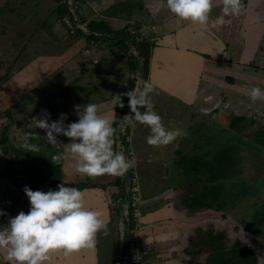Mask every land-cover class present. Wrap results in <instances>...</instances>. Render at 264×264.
<instances>
[{
	"label": "crops",
	"instance_id": "0c3cea01",
	"mask_svg": "<svg viewBox=\"0 0 264 264\" xmlns=\"http://www.w3.org/2000/svg\"><path fill=\"white\" fill-rule=\"evenodd\" d=\"M74 2L79 22L98 33V38L82 36L72 30V21L64 8L53 13L54 24L49 22L47 31L38 33L36 44L33 42L30 46L34 51L29 49L27 55H20L15 69L16 82L27 83L28 90L35 97L39 96L36 100L33 98V108L37 101L45 104L38 106L33 118L47 117L51 123L59 121L63 114L67 126L79 119L75 106L94 103L99 114L111 120L115 127L127 112L129 98L125 93L135 87L137 63L131 52H139L146 60L144 47L150 45L146 80L153 85L150 97L154 110L167 129L186 131L187 136L177 138L167 146L154 147L146 142L150 134L148 127L132 121L127 129L125 145L129 159L134 158L133 168L139 180L145 183L140 187L144 210L140 239L149 254L142 264H264V239L263 244L259 243L258 233L231 216L241 203H250L242 201L232 205L228 215L209 210L211 204L203 203L195 211L194 205L191 203L188 207L187 203L191 199L196 173L203 172L206 167L200 166L199 172L192 170L189 159L193 156L192 148H197L193 142L189 143L192 133L210 136L211 132H206L205 127L211 125L226 131L231 129L233 133H238L237 129L241 127L245 134H252V125L263 128L264 99L252 101L249 92L254 85L264 89V0H242V13L224 17L223 25L215 23L223 14L221 7L214 6L206 26L177 19L166 7H160L161 0ZM61 14L62 21L58 24L57 17ZM64 17L71 27L64 22ZM33 37L23 42L24 45L28 47ZM132 74L136 76L134 79ZM52 80L58 87L53 96L48 97V91L40 85ZM44 91H47V103L42 98ZM116 96L121 97L124 108L112 104L114 99L119 103ZM42 109L44 112L41 113ZM123 110L125 112L119 116ZM144 110L140 109L141 112ZM37 113L43 115L37 116ZM253 119H257L254 124L251 123ZM45 133L43 130L40 141L34 140V143L48 145ZM57 140L63 144L71 142L63 135L57 136ZM205 148H199L202 156L207 154L202 152ZM180 150L187 153L179 154ZM57 153H64L62 170L61 166L58 168L50 162L46 176L48 189L58 190L61 183L79 188L87 206L101 213L108 234L99 232L93 248H82L69 255L53 252L47 264H110L105 253L100 256V235L107 245L109 238L116 236L119 252L120 214L111 210L117 211L116 203L121 200V177L108 175L110 179L103 183L101 176L89 178L78 174L74 169L75 161L64 145L55 148L54 154ZM172 159L174 171L168 167ZM56 167L61 175L63 172L60 180L55 178ZM203 177L197 180L201 182ZM85 184L89 186L83 187ZM250 189L247 196L253 194ZM203 223L210 224L221 234L213 236L209 231L198 236ZM226 231L231 239L237 236L247 239L248 248L240 246L242 241L238 239L231 248H225L219 242ZM206 237L211 241L204 243ZM213 243L218 248V259ZM118 254L114 252V264H118ZM231 257H235L236 262Z\"/></svg>",
	"mask_w": 264,
	"mask_h": 264
},
{
	"label": "clouds",
	"instance_id": "9594fccd",
	"mask_svg": "<svg viewBox=\"0 0 264 264\" xmlns=\"http://www.w3.org/2000/svg\"><path fill=\"white\" fill-rule=\"evenodd\" d=\"M214 6L221 7L222 17L215 23L223 25L224 17L239 16L244 8L242 0H161L160 7L172 13L177 19L206 26ZM154 91L150 80L143 82V88L134 89L128 96V107L133 115H126L129 122L135 121L150 129L147 143L154 147L167 146L177 138L187 136L186 131L167 129L161 116L154 110L150 94ZM252 101L264 99V89L252 86L249 92ZM112 104L124 108L120 96ZM141 108L145 110L140 111ZM78 121L65 126L64 115L59 121L49 123L48 118H33L29 126L43 129L48 142L56 148L65 146L75 161L74 169L78 174L95 178L102 175L124 176L135 165L134 158L129 159L120 151L114 150L116 128L113 122L99 114L94 103L75 106ZM135 126V124H133ZM58 135L68 137L71 142L63 144ZM38 133L28 131L22 143L17 147L25 152H38L37 144L30 143L39 138ZM64 159V153L51 157L58 165ZM24 192L29 199L27 213L21 211L10 218L6 226L0 228V252L6 264H47L53 252L62 251L72 254L82 248H93L97 234H108L107 223L99 211L90 209L83 192L77 187H66L63 183L58 190L47 192L25 186ZM5 215L0 211V216Z\"/></svg>",
	"mask_w": 264,
	"mask_h": 264
},
{
	"label": "rangeland",
	"instance_id": "374dc122",
	"mask_svg": "<svg viewBox=\"0 0 264 264\" xmlns=\"http://www.w3.org/2000/svg\"><path fill=\"white\" fill-rule=\"evenodd\" d=\"M62 3V5H61ZM63 2L61 0H0V22L3 23V27L9 30L10 37L14 40V44L8 45V49L11 48L15 50V57L18 55H22L30 52V50L34 51L31 45L36 44L37 39L39 37L38 33H42L47 31V27H49V22H53V13L60 12L61 8H63ZM3 15V16H2ZM62 14L57 17V23H61ZM52 18V19H51ZM54 24V22H53ZM6 31V30H5ZM34 36L33 39L28 44V47L25 46L23 42L28 41V38ZM33 42H35L33 44ZM41 47V46H40ZM28 48V49H27ZM18 49L20 53L18 52ZM27 49V50H26ZM30 49V50H29ZM26 54V55H27ZM25 58H28L25 57ZM12 61V60H11ZM6 63L0 66L1 74L5 75ZM18 65V61L15 63V69ZM16 71V70H15ZM138 75V73H137ZM9 78H5L0 85H2V92H0V100H10L15 103V118L24 117L29 114L27 107V97L29 94H32V91L28 90L26 87L27 83L20 84L15 81V86L12 85V80H8ZM42 88L48 91V97L53 96L56 82L52 80L50 83L41 84ZM39 86V87H40ZM14 87L15 89L20 88L19 93L8 88ZM38 87V88H39ZM58 87V86H57ZM5 89V90H4ZM47 91L42 93V98L45 100ZM17 93V94H16ZM15 94V95H13ZM30 98L34 97V94L29 96ZM39 97V96H38ZM36 100V98H35ZM51 103L50 105H52ZM35 107H31L30 112H34L32 110H38L39 107L45 105L42 101H37ZM39 106V107H38ZM42 109L41 113L44 112ZM48 110V109H47ZM41 113H37V116H42ZM18 116V117H17ZM134 116V114H133ZM257 119H253L251 123H256ZM17 122H21L20 120H16ZM131 124V122H130ZM129 124V126H130ZM250 125V122L247 126ZM263 126L264 128V124ZM28 128L27 125H21L20 130L18 131L19 138L21 142H23L24 130ZM32 128V127H31ZM206 132H211V135L204 136L198 135L196 133H192L190 135L189 143L196 145L197 148H192V155L190 156L189 162L192 166V170L194 172H199V167L204 165V171L200 173H196V177L202 178L201 182H205L204 185L201 184L197 179L194 181L192 185L191 191V199L187 201L188 207L192 203L194 205V210L197 211L199 205L206 204L211 207L209 210H214L216 212L222 211L224 215H228L231 212L232 205L240 204L242 201H246L250 203V205H244L241 203L238 207V210L235 211L233 215H231L238 223H241L245 227H249L254 232L259 233V243L263 244L264 239V129L262 127L256 128L254 125L251 126L252 134L242 133L243 128L239 127L238 133H233L230 130L226 131L220 127L215 128L214 125L206 126ZM248 129V127H245ZM36 132V131H35ZM254 139V140H253ZM35 140V139H33ZM38 139H36L37 142ZM62 142V141H60ZM251 145L252 148H251ZM62 146V145H61ZM183 146L187 147V144H183ZM205 149L209 151H202L207 153L206 156H202L199 148ZM55 148L52 145L48 144L45 147V152L50 154L51 157L55 155ZM117 151V149H116ZM179 154L187 153L186 150H180ZM44 153L38 152V158ZM248 154L250 156L248 157ZM33 156V154H30ZM185 158V157H184ZM183 158V160H184ZM174 159H172L173 161ZM49 159H47V162ZM173 162L168 164L170 170L174 171ZM38 166L39 163H36ZM195 164H197L195 166ZM43 168L47 167V163H43ZM175 165V163H174ZM216 173V174H215ZM174 172V176H175ZM63 175V172H62ZM61 172L55 173V178L60 180L62 178ZM109 176L107 174L101 176V180L103 183L108 181ZM174 178V177H173ZM220 178L222 180H226L224 185L223 181L220 182ZM70 181V178H68ZM110 179V178H109ZM56 180H53L55 182ZM96 181V179H94ZM228 184V187H226ZM139 185L144 186V180H139ZM219 185V189H214L215 186ZM109 185L107 189H109ZM211 187V188H210ZM229 188V190H226ZM253 194L251 196H247L248 192L252 191ZM212 189V194H211ZM24 192V190H21ZM246 194V196H245ZM214 195L216 198L213 199ZM198 205V206H196ZM119 209V206H117ZM205 207V206H204ZM213 207V208H212ZM114 214H119L120 211H113ZM213 215H217V213H213ZM116 227V223L114 225ZM118 229V225H117ZM200 232L197 233L198 236L205 235L207 232H212V235L221 234V232H217L213 229L210 224L203 223V225L199 228ZM259 230V231H257ZM255 234V233H254ZM258 236V234H255ZM235 238H230L229 231L223 232V237L221 242L225 246V248H231L234 244ZM204 243L210 242L211 239L206 237L204 238ZM108 245L104 238L100 235V256L103 253L109 258L110 264H114V252L118 254L117 249V238L113 236L109 238ZM214 246V247H213ZM213 247L217 256L216 259L219 258L218 248L213 243ZM117 249V250H116ZM223 253V252H222ZM230 255L228 254L227 257ZM225 261L223 258H220ZM233 262H236L235 257H231ZM241 260H239L240 262Z\"/></svg>",
	"mask_w": 264,
	"mask_h": 264
},
{
	"label": "flooded vegetation",
	"instance_id": "af4514ba",
	"mask_svg": "<svg viewBox=\"0 0 264 264\" xmlns=\"http://www.w3.org/2000/svg\"><path fill=\"white\" fill-rule=\"evenodd\" d=\"M11 44H14V40L10 37L7 26L5 29L3 27V23L0 22V66L6 63L3 67L6 68L7 72L3 75L0 70V83L2 84L5 78H9L8 80H12V85L15 86V63L19 61V55L15 57V50H12L11 48L8 49V45ZM16 53H19V49ZM1 87L2 85H0V92L3 91ZM10 89H12L14 93L15 91L17 93L21 92L20 88L15 89L14 87H10L8 88V91H10ZM32 94H29V96ZM29 96L26 100L27 107L29 108V114L20 118L18 116V118H15V103L13 101L0 100V211L5 213V215L0 216V228L6 226L9 223L10 218L15 217V215L19 212L23 211L27 213L29 211V199L25 192H21L25 186L44 192L49 190L46 176L48 171H50L48 168L51 162V155L47 154L44 150L45 147H47V144H45V142L43 144L40 143V150L38 152L44 154L39 158L38 152H33V154L31 152H25L23 149L17 147L18 144L22 143L18 135L21 125L28 126V128L24 130V135H22L23 137H25V133L28 131L38 133L40 136L43 132V129H37L34 126H29L33 119V112H30L32 109L31 107L33 106L32 101L33 98L38 97L34 96L30 98ZM16 120H20L21 122H17ZM44 136L46 137V133ZM59 136L60 135H58V137ZM38 140L40 141V137ZM30 143L35 144L33 139L30 140ZM30 154H33V156ZM47 159H49L48 162ZM37 162L40 166L36 164ZM45 162L47 163V167L43 168L42 164ZM61 164L62 162L56 166L59 168ZM58 168L56 169V172H58ZM222 181L225 182L227 179ZM238 237L239 236H237L235 240L238 239L242 241L240 246L244 249L248 248L246 243L247 239L242 240L241 237ZM3 255L4 254L0 252V264H6L3 260ZM245 259L247 260V258Z\"/></svg>",
	"mask_w": 264,
	"mask_h": 264
},
{
	"label": "water",
	"instance_id": "95a60500",
	"mask_svg": "<svg viewBox=\"0 0 264 264\" xmlns=\"http://www.w3.org/2000/svg\"><path fill=\"white\" fill-rule=\"evenodd\" d=\"M66 6L68 17L72 21V28L76 32L81 33L82 36L98 38V33L91 32L85 25L81 24L77 18L76 5L74 0H62ZM135 56V61L137 63V77L135 78V87L137 91L143 88V82L146 80V60L139 52H131ZM127 104V112L122 116L119 121L118 133L115 136L116 139V149L128 157V149L125 145V137L127 134V129L129 127V119L126 115H133ZM129 158V157H128ZM130 173L129 171L121 177L122 186V196L119 202V254H118V264H128L127 256L125 255V243L126 236L128 232V216H129V193H130ZM24 190V189H23ZM33 191H37L32 189ZM199 222V221H198ZM201 225V224H200Z\"/></svg>",
	"mask_w": 264,
	"mask_h": 264
},
{
	"label": "built area",
	"instance_id": "2783aa9c",
	"mask_svg": "<svg viewBox=\"0 0 264 264\" xmlns=\"http://www.w3.org/2000/svg\"><path fill=\"white\" fill-rule=\"evenodd\" d=\"M64 22L70 26V22L67 18H64ZM131 77L134 79L136 76L132 74ZM129 155L130 154L128 152V157ZM129 173V216L127 223L128 232L125 243V255L127 256L128 264H142L149 254V252L144 248L143 242L140 239V231L143 228L142 220L144 217L143 201L139 185V177L134 168H131ZM116 206H119V203H116Z\"/></svg>",
	"mask_w": 264,
	"mask_h": 264
},
{
	"label": "trees",
	"instance_id": "16d2710c",
	"mask_svg": "<svg viewBox=\"0 0 264 264\" xmlns=\"http://www.w3.org/2000/svg\"><path fill=\"white\" fill-rule=\"evenodd\" d=\"M61 2H63L62 0H61ZM63 8H64V12H66L67 11V9H66V6H65V4H64V2H63ZM62 9V8H61ZM68 13V12H67ZM65 18V17H64ZM64 18H63V20H64ZM70 27V26H69ZM96 28V27H95ZM71 29L72 30H74L72 27H71ZM72 32H74V31H72ZM79 33V32H78ZM149 46L150 45H147V46H145L144 47V52H145V56H146V60H147V62H148V57H149V55H150V48H149ZM125 112V110H123V112H120V114H119V116H121L122 115V113H124ZM119 123H116L115 124V127L114 128H116V133H115V135L118 133V128H119ZM36 141V140H35ZM216 174V173H215ZM220 180H222L221 178H220ZM88 187L89 185L88 184H85V185H83V187ZM120 189H122V187L120 188ZM214 189H216V190H218L219 189V185L217 186H215L214 187ZM211 194H212V189H211ZM118 197H120V195L118 196ZM214 198L213 199H215L216 198V195H214L213 196ZM117 210H118V207H117Z\"/></svg>",
	"mask_w": 264,
	"mask_h": 264
}]
</instances>
